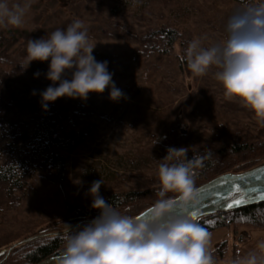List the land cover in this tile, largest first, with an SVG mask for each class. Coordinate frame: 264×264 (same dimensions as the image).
<instances>
[{
    "label": "rangeland",
    "instance_id": "374dc122",
    "mask_svg": "<svg viewBox=\"0 0 264 264\" xmlns=\"http://www.w3.org/2000/svg\"><path fill=\"white\" fill-rule=\"evenodd\" d=\"M30 3L21 29L38 28L49 19L67 20L62 29L77 18L84 22L95 45L92 55L108 62L122 96L112 100L106 88L86 99L61 97L45 108L41 93L59 86L46 78L50 59L28 65L20 60L25 68L0 65V251L54 225L68 205L92 203L93 181L103 180V198L156 188L158 164L169 147L202 155L219 144L251 147L264 139V127L253 113L239 101L224 99L217 69L195 77L184 58L194 38L204 47L223 42L228 18L253 0ZM163 26L177 29L168 52L153 46L149 37ZM73 71L62 79L71 80ZM54 150L66 158L61 170L51 160ZM239 229L237 236L226 229L212 232L213 249L225 238L229 251L235 239L247 236L243 256L264 240V230ZM17 258L10 254L1 264H19Z\"/></svg>",
    "mask_w": 264,
    "mask_h": 264
},
{
    "label": "clouds",
    "instance_id": "9594fccd",
    "mask_svg": "<svg viewBox=\"0 0 264 264\" xmlns=\"http://www.w3.org/2000/svg\"><path fill=\"white\" fill-rule=\"evenodd\" d=\"M31 9L30 0L10 3L0 0V28H21ZM223 42L204 47L199 38L188 42L184 58L191 74L203 77L216 68L215 79L228 101H239L264 127V0H253L227 20ZM84 22L75 19L66 29H56L47 37L29 39L27 65L50 59L49 86L41 93L43 106L61 97L86 99L110 88V99L121 98L107 61L92 55ZM71 80L62 79L73 70ZM37 75H39L37 73ZM185 147L167 149L158 164L156 199L141 218L122 214L99 194L103 180L93 181L91 207L99 215L88 224L67 226L61 264H218L211 233L195 219L197 193L194 177L206 157L188 158ZM229 264H264V240L246 255Z\"/></svg>",
    "mask_w": 264,
    "mask_h": 264
},
{
    "label": "trees",
    "instance_id": "16d2710c",
    "mask_svg": "<svg viewBox=\"0 0 264 264\" xmlns=\"http://www.w3.org/2000/svg\"><path fill=\"white\" fill-rule=\"evenodd\" d=\"M70 18L73 19L74 16ZM38 20L39 18L35 17V22ZM61 21L62 19H49L45 24L32 30L21 28L0 29V65L12 66L15 64V67L19 65V67L25 68L20 60L26 59L27 41L29 39L38 40L42 37H47L56 29H62L63 23L67 20L58 24V22ZM149 37L150 40L153 41V43H151L153 46L158 44L160 51L168 52L169 48L172 47L177 39V29L163 26L160 29L152 31ZM194 154L199 153L192 154L189 150L187 156L188 158H192ZM200 156L206 158L204 159L203 166L196 170V175L194 177L195 187L220 173L244 170L264 162V139L256 141L251 147H247L245 143L219 144L216 148L203 151ZM51 160L56 164V167L61 170V168L64 167L66 158L62 153L54 150L51 154ZM156 188L142 191L109 193L104 199L106 202L112 203L122 214L131 216L156 199ZM91 205L92 203L68 205L64 210L63 216L57 220L54 225H50L40 231V233L57 231L59 228L65 229L70 224L79 220L94 219L99 215V210L93 209ZM197 222L210 233L226 229L231 231V234L234 236H237L240 231L239 228L263 231L264 202L222 214L206 216L199 219ZM84 225L86 224H81L74 229ZM64 240L65 234L44 237L17 247L11 254L17 255L18 258L16 260H18L19 264H34L49 256L61 254L64 247ZM248 240L249 238L247 236L243 239H235L236 242L233 243L230 250L227 251V239H222L217 247L214 248V254L218 264H228L233 258L238 256L241 246ZM3 254L4 251H0V258ZM228 256H230L229 262H227L226 259Z\"/></svg>",
    "mask_w": 264,
    "mask_h": 264
},
{
    "label": "water",
    "instance_id": "95a60500",
    "mask_svg": "<svg viewBox=\"0 0 264 264\" xmlns=\"http://www.w3.org/2000/svg\"><path fill=\"white\" fill-rule=\"evenodd\" d=\"M237 188H239V192H237ZM195 189L197 193L196 199L198 201L195 209L196 221L206 216L222 214L263 203L264 162L244 170L220 173L196 186ZM235 199L241 202L236 204L234 203ZM150 204L131 216L139 219L147 215L146 209ZM228 204H232V207H228ZM91 220L93 219L79 220L70 224L69 228L74 229L81 224H88ZM66 231L67 228L59 231L34 234L23 238L3 250L4 254L0 259V264L19 246L48 236H60L66 234ZM61 260L62 253L49 256L34 264H61Z\"/></svg>",
    "mask_w": 264,
    "mask_h": 264
},
{
    "label": "snow or ice",
    "instance_id": "6c2138e0",
    "mask_svg": "<svg viewBox=\"0 0 264 264\" xmlns=\"http://www.w3.org/2000/svg\"><path fill=\"white\" fill-rule=\"evenodd\" d=\"M236 190H237V192H239V188H237ZM240 202H241V201L238 200V199H235V200H234V203H236V204H239ZM228 207H232V204H228Z\"/></svg>",
    "mask_w": 264,
    "mask_h": 264
},
{
    "label": "crops",
    "instance_id": "0c3cea01",
    "mask_svg": "<svg viewBox=\"0 0 264 264\" xmlns=\"http://www.w3.org/2000/svg\"><path fill=\"white\" fill-rule=\"evenodd\" d=\"M238 255L242 256V251H240V253Z\"/></svg>",
    "mask_w": 264,
    "mask_h": 264
}]
</instances>
